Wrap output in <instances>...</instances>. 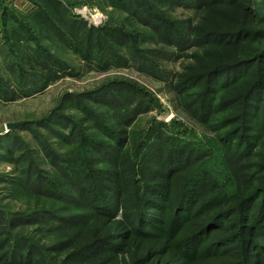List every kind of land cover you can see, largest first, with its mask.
<instances>
[{"label": "trees", "instance_id": "obj_1", "mask_svg": "<svg viewBox=\"0 0 264 264\" xmlns=\"http://www.w3.org/2000/svg\"><path fill=\"white\" fill-rule=\"evenodd\" d=\"M110 1L165 48H200L175 88L192 98L186 108H194L197 120L216 131L233 190L225 192L228 184L212 179L205 153L181 139L189 134L179 131L183 124L153 119L147 130L129 133L135 117L156 101L141 87L111 83L69 96L79 115L62 111L19 127L38 139L52 171L29 157L16 130L0 137V156L22 164L11 181L49 202L12 213L0 208V264H264V0ZM31 2L22 14L0 0V41L9 47L8 58L16 56L10 68L17 82L10 91L0 78V99L31 96L52 80L79 76L44 39L71 49L88 67L134 65L168 79L136 46L144 33L89 27L73 11L76 3L67 0ZM163 6L200 10V20L170 19ZM19 48L25 50L18 56ZM163 50L153 52L159 56ZM42 126L71 149L60 152L58 143L40 133ZM160 142L159 163L167 175L189 172L175 197L146 180L148 171L151 177L163 174L147 161ZM206 190L211 200L197 204Z\"/></svg>", "mask_w": 264, "mask_h": 264}, {"label": "rangeland", "instance_id": "obj_2", "mask_svg": "<svg viewBox=\"0 0 264 264\" xmlns=\"http://www.w3.org/2000/svg\"><path fill=\"white\" fill-rule=\"evenodd\" d=\"M15 7L19 13L26 14L33 6L32 0H5ZM72 3H76L73 11L81 18L89 27L101 28V27H116L126 29L128 32L136 34L135 32L144 33L139 41H136V46L139 51L145 54L148 58L153 59L158 63V67L162 71L168 73V79L155 78L145 73L146 71L140 70L134 65H121L112 66L106 70H99L92 66H86L85 63L77 56L71 49L68 50L58 42L43 40L45 45H50L49 49L51 53L69 63L77 69L79 76H65L52 80L49 82L47 88L43 91L35 93L27 97H18L15 100H2L0 99V137L7 134L12 130H16L18 135L28 147L29 157L38 161L43 170L52 171L44 160V153L41 147L38 145V139H35L32 132L19 128L21 125L28 122H36L43 120L45 117L57 115V113L64 111L67 114H78L73 104L70 106L68 103L69 96L72 98L75 95H81L86 92L96 91L103 86L111 83H124L133 84L141 87L144 91H147L151 97H153L154 105L152 110L146 113L139 114L135 117V120L129 126V133L131 131H145L149 128L153 119L158 122L170 123L176 121L181 126V132H189V134L181 136L182 140L192 141L203 153L206 158L204 160L207 170L213 175L212 179H215L219 185L228 184L225 186V192H232L234 185L227 182L224 176L223 170V157L222 148L216 137V131L209 128V126L201 124L197 119L194 108L190 111L186 108V103L192 98H186L188 96H181L177 92L175 85L178 83L179 75L186 72V68L194 63L192 58L193 54L200 52V48L196 46H190L184 50H175L174 48L163 46L158 40H155L152 31L148 28L138 24L136 20L132 19L128 13L119 7H116L110 0H67ZM16 3V6H15ZM170 19L174 20H188L197 24L200 20V10L185 7H161ZM24 20V19H22ZM32 25V24H31ZM110 25V26H108ZM31 27V26H30ZM33 29L36 26L32 27ZM147 35L148 37H146ZM1 40V39H0ZM1 43V41H0ZM0 46V78L3 83L9 86L10 91H16V75L13 72V66L11 62H16V56H7L8 46L1 43ZM164 49L162 53L157 56L153 50ZM22 48L18 49V56L23 54ZM175 51V54L172 52ZM26 51H24V54ZM19 59V58H18ZM19 64L24 65L19 59ZM18 66V64H15ZM28 67V66H27ZM197 89L189 90L190 93ZM17 95H20L17 92ZM185 95V94H184ZM186 102H185V101ZM63 106V109L61 108ZM72 107V108H71ZM193 113L194 116L191 114ZM79 115V114H78ZM112 123L115 119H110ZM10 124H17L16 127L11 128ZM49 126L39 127L38 130L41 134L49 138L51 144L58 143L55 148H59L60 152L70 150L69 145H65L61 141L56 140L55 136L50 132ZM154 143V141H151ZM163 143H159L158 146H154L149 152L147 161L151 166L162 172V175H157L155 172L152 175L146 173V180L158 189L157 191H163L167 195L173 197L176 196L179 189L178 185L185 183L189 172H186L179 179L174 175H167V170L164 167H160L159 159L163 154L161 146ZM24 146L21 150H24ZM159 149H161L159 151ZM164 160V158H163ZM29 161V159H28ZM24 164V163H23ZM16 165L10 159L0 156V208L7 212L27 211L32 210L35 207H44L49 205V202L44 203L46 199L38 198L35 195L27 193L23 186L11 181L20 176V166ZM157 166V167H156ZM98 168H108L105 164H100ZM148 167V166H147ZM159 169V170H158ZM128 171V170H126ZM158 176V177H157ZM260 174H258V177ZM137 179L141 178V175L136 176ZM112 183V178L106 180ZM139 185V184H137ZM143 183H141L142 186ZM205 189H209V185L205 184ZM201 196V195H200ZM199 196L197 204H202L204 200H211L210 194L204 192L202 196ZM36 199H41L40 202H36ZM130 203L128 204L129 209ZM170 209L171 206L169 207ZM160 213V212H155ZM163 217V213L159 214ZM209 234V233H208ZM210 238H211V234ZM208 244V242L206 243ZM164 259H169V255H165Z\"/></svg>", "mask_w": 264, "mask_h": 264}, {"label": "water", "instance_id": "obj_3", "mask_svg": "<svg viewBox=\"0 0 264 264\" xmlns=\"http://www.w3.org/2000/svg\"><path fill=\"white\" fill-rule=\"evenodd\" d=\"M17 126V124H10V127L11 128H14V127H16Z\"/></svg>", "mask_w": 264, "mask_h": 264}, {"label": "crops", "instance_id": "obj_4", "mask_svg": "<svg viewBox=\"0 0 264 264\" xmlns=\"http://www.w3.org/2000/svg\"><path fill=\"white\" fill-rule=\"evenodd\" d=\"M15 6H16V3H15Z\"/></svg>", "mask_w": 264, "mask_h": 264}]
</instances>
